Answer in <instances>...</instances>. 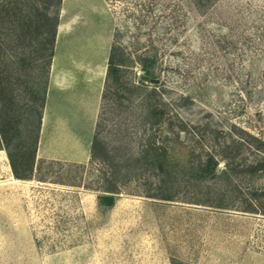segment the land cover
Returning a JSON list of instances; mask_svg holds the SVG:
<instances>
[{
	"label": "rangeland",
	"instance_id": "1",
	"mask_svg": "<svg viewBox=\"0 0 264 264\" xmlns=\"http://www.w3.org/2000/svg\"><path fill=\"white\" fill-rule=\"evenodd\" d=\"M0 75V264H264V0H0Z\"/></svg>",
	"mask_w": 264,
	"mask_h": 264
},
{
	"label": "trees",
	"instance_id": "2",
	"mask_svg": "<svg viewBox=\"0 0 264 264\" xmlns=\"http://www.w3.org/2000/svg\"><path fill=\"white\" fill-rule=\"evenodd\" d=\"M23 59L17 58V61ZM115 63L113 61V53L110 54L108 60V67L107 72H111L115 69ZM143 70L146 74H149V70L146 66H143ZM141 79H143L141 77ZM8 85L7 79L3 78V75H0V148L5 149L6 155L8 158V162L12 171V174L17 178H26L30 176V171L32 169L33 161H34V154L33 158H28L26 160L22 154H20L21 144H11V138L14 134L15 127H16V117L17 112L12 109V106H6L3 102L4 94L3 90ZM36 137L33 138L34 144L36 143ZM91 155L93 159H98L108 166L107 176L105 175L106 179V186L101 192L97 194V203L99 206L102 207H109L113 204L115 200V195L117 194V182H118V173L121 167H125L124 173L128 175L130 172L128 167L134 163L139 162L141 160L145 161H154V155H149V146L148 148L143 149L140 155L136 156H126L117 158L114 155L109 153V150L103 147L101 140L97 137L96 133L92 137L91 145H90ZM104 152L102 155L101 152ZM151 157V158H150ZM211 157L209 158L210 162ZM208 165V163H207ZM202 169V168H201ZM29 170V171H28ZM245 172L249 174L257 173L260 175L264 171V160L255 162L253 164H247L245 167ZM130 175V174H129ZM248 192L252 195L254 199H261V196H264V185H257V186H248ZM156 197L160 198H169V194L157 193ZM255 203V202H254ZM257 207L255 206H246L244 210L246 211H255ZM173 264H193L187 262H181L180 260H173Z\"/></svg>",
	"mask_w": 264,
	"mask_h": 264
},
{
	"label": "water",
	"instance_id": "3",
	"mask_svg": "<svg viewBox=\"0 0 264 264\" xmlns=\"http://www.w3.org/2000/svg\"><path fill=\"white\" fill-rule=\"evenodd\" d=\"M141 77L144 78V79L155 80L154 77H150L147 74H141Z\"/></svg>",
	"mask_w": 264,
	"mask_h": 264
}]
</instances>
